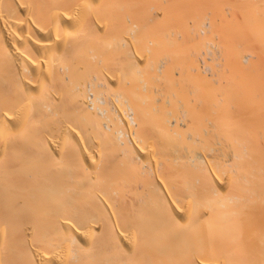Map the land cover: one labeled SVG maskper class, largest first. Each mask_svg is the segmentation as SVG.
Returning a JSON list of instances; mask_svg holds the SVG:
<instances>
[{
	"label": "bare ground",
	"instance_id": "1",
	"mask_svg": "<svg viewBox=\"0 0 264 264\" xmlns=\"http://www.w3.org/2000/svg\"><path fill=\"white\" fill-rule=\"evenodd\" d=\"M153 1L0 0V264H264V138L234 142L216 122L194 133L190 105L192 122L148 124L151 145L145 108L102 106L124 82L119 28L136 67L133 13L150 23Z\"/></svg>",
	"mask_w": 264,
	"mask_h": 264
},
{
	"label": "rangeland",
	"instance_id": "2",
	"mask_svg": "<svg viewBox=\"0 0 264 264\" xmlns=\"http://www.w3.org/2000/svg\"><path fill=\"white\" fill-rule=\"evenodd\" d=\"M155 1H157L158 4H160L159 2H161V6L163 4L162 8L164 7V9L162 10L160 7L161 9L160 11ZM186 1H188V4L193 2V5L192 4L188 5ZM194 1H196L197 4L200 6L197 5L198 7H196L195 5L196 2L194 3ZM153 2H154V5L157 6L156 8L158 10H156V8L152 9L151 13H152V16L154 17L151 22L149 21L150 23H147V24H145V22L143 23L141 19V15H143V13L141 10H137L139 14L142 13L140 15L136 13V11L133 13V16L135 18L137 17L136 18L137 20L139 19L138 22L139 21L141 22V23L139 22L137 27H135L136 29L135 31L136 39L135 40L136 41L134 42V46H135L134 49L136 50L135 53L137 54L136 55L137 56L136 67L127 68L124 66L125 59L127 56L126 55L127 48L123 45V43L126 41V37L128 36L127 34L128 30L125 29L124 26L119 28L120 29L119 35L121 38V40L119 41V52L121 55V60L123 62L122 63L123 65L121 67L122 69H119L118 74H119V77L124 82L121 83L119 87L114 89L113 94H111L113 98L109 99L110 102L106 103L105 105L102 104V106L106 108L110 107V109L111 107H116L117 109L122 111L123 109L127 107L128 104H131L132 102L134 106L138 104L137 107L141 106L145 108L146 115H147V122L148 121L149 122L148 123L146 122L147 125H145L144 128H145V131L150 136V137L147 136L148 137L147 141L149 143V138H150L151 145L153 142H155L151 139L154 137H157L159 133L155 135L154 133L156 130H152V129L154 128L156 129V127H154V124H153L152 126L150 125V127L147 128L148 124L154 123L155 121H157V118L159 119V117H162V116L164 118L170 117V119L173 118V116L174 118L175 117L177 118L178 116H182V118L178 117V120L180 119L186 120V118L184 117L187 116V119H189V121L191 120L190 122H192L194 119L192 120V118H190L191 115H189V113L190 114L192 113V110L190 109L191 112L189 110L190 105L191 107L195 105L194 107L195 109L192 108L193 109L192 115L194 118L196 117L195 118L196 120L193 121L194 124L193 123H192L193 125L191 124L193 129L191 128L190 131L196 129L194 130V133H198V130H201L199 129L200 127L204 129L203 131H206L205 128L206 129L208 128L210 130V127L212 126V125L210 126V124H213L216 122L215 124H220V126L218 125L220 129L219 131H222L224 128L229 129L228 132H230V135H231L230 138L231 140L233 139L234 142H236L238 139L235 137V134L236 136H240L239 139H244L247 136L249 139H252L251 141H253V139L256 140L257 138L258 140L260 139L258 142H261V140L264 138L263 137L264 136V115L263 113L261 114L262 111L258 113L257 110L256 112H254L255 110L253 111V109L257 107V105L258 107L264 106V98H263L264 97V54H263L264 53V3H263L264 0H245V1L243 0L241 2L235 1V0H190V1L189 0H162V1L154 0ZM237 2H240V3H237ZM245 2H247L248 6L246 5ZM194 5L196 9H194ZM188 7L189 8L191 7L192 9L191 8L189 9ZM158 12H161L162 15L160 13L158 14ZM177 14H180V15H177ZM165 18H167V20ZM161 19H164V20L161 21ZM206 23L210 26H206L205 25ZM205 26L208 28H206ZM202 30L204 31V33L202 32ZM105 54L108 55L107 51ZM257 55L258 57H256ZM245 60H248V61H245ZM251 65L254 67H251ZM205 70H207L208 72L207 71L205 72ZM212 73L214 75H212ZM196 79L200 81H197ZM122 87H125V88L122 89ZM198 90L200 91L199 93H197ZM215 90L216 91L218 90L217 91L218 94H222L220 95V98L224 94L226 97L229 98V99L227 98V101H226L223 96V101H221L222 104H220V101L217 100L219 102V104L217 103L219 106L217 105L215 107L218 109V111H213L211 108L212 103L214 102V105H215L217 101L211 100V98L209 99V97L207 96L209 91H211L210 93L212 92L214 93ZM221 90L230 91V92L233 91L232 93L236 91L239 94L240 92H242V95L244 91V97H245V94L246 96H248L247 92L250 94L248 97L250 96L254 97L253 94L254 95L256 94L257 97L256 98L254 97L253 99L250 98V102H251L250 103L248 102L249 100L248 97L246 98L243 97L246 100L244 99L242 100L240 99V97L242 98V96L239 95L240 97L237 98L236 97L237 93H235L236 96L235 95L232 96L231 99L233 100H230L229 94L231 93L228 92L229 94H227L228 95L227 96L225 92L221 93L220 92ZM193 91H196L197 93L195 96L197 97L202 96L200 97L201 100L192 102L194 100L192 99L190 92H193ZM200 93L201 95H198ZM217 93L215 94V96L217 95ZM116 94H118L119 101H116L115 99ZM204 94H205V98L203 97ZM214 94H213V97H214ZM167 97L170 99H168ZM233 97L235 98V100ZM202 98L205 100V102L204 100L202 101ZM216 98L217 97H214V99ZM171 99L173 103L172 102L168 103L171 101ZM191 99L192 101H190ZM239 99H240V102L242 101L241 105H240V102L238 104V102L236 101ZM179 100H181V104L183 103L182 105L179 103L180 102ZM230 101H233L235 104H230L231 103ZM243 102L245 103L247 102V104L244 103L245 104L244 105ZM197 103L200 104V107H199V104L197 105ZM248 103H249V106H247ZM252 103L255 105H253ZM157 104H159L158 107H156ZM161 104L165 109L162 107L161 108L159 107L161 106ZM203 104L206 106L205 108L202 107L204 106ZM229 104H230V108L232 107L231 110L233 109L234 111L229 110V106H228ZM250 104H252V107H254L253 109L251 108ZM166 105L167 106L169 105L168 107L170 108L168 109ZM243 105L245 106V109L243 108L244 107ZM227 106H228V109H227ZM186 107H189V108L187 109ZM219 107L221 110H219ZM222 107H223L224 112L220 113L222 112ZM149 108L152 110L149 111ZM171 108L174 110L172 111L175 113H173L172 111H169L171 110ZM184 108L188 110V113L186 112L185 115H184L185 111H183ZM262 108H263L262 110H264V107ZM165 110L166 112L167 111L169 113L171 112L170 113L171 115L169 116V113H167L168 116H164L166 115ZM237 110L241 112L238 113ZM155 111H158V112L155 113ZM160 111L162 113H160ZM198 111L200 112V114L198 113ZM203 111L205 112V114L202 113L203 114V117H202L201 112ZM242 111H245L247 112V114L248 113L249 114L248 115L242 114ZM251 111H252V114H251ZM212 112H214L215 114L216 113L217 114L220 113V114L217 115L218 117L216 115L213 117ZM208 113L210 114L212 113L211 116ZM253 113H255L256 115L253 116ZM196 114L201 115V116L198 115L200 117L199 118L200 120L197 119ZM205 115H208V116L206 117ZM99 117L101 119L105 118L104 116L102 117V115H100ZM99 117L97 116V118ZM251 118H255V119L252 120ZM211 119L212 121L213 120L215 121L211 123ZM250 121L252 122L249 124ZM244 122L246 124H244ZM195 123L198 125H195ZM203 123L206 126H210V127H206ZM247 124L250 125V127H248ZM240 125L242 126L238 128V126ZM233 128L235 129L233 130ZM247 129H249L248 132H247ZM255 129L260 130L261 134H258L259 131L257 130L256 132ZM243 130L244 132H242ZM149 131L150 132L154 131V133L153 134L151 133V134L152 136L153 135L155 136L152 137L151 134H149L150 133ZM201 133H198V134H201ZM203 133H206V132H203ZM239 133H241L242 136L243 135L245 136H243L242 138V136L239 135ZM213 134H215V132ZM178 135H181V136H178L177 138L176 137L177 135H175V137L177 138L176 141L180 137L179 142L181 143L186 142V141L189 142L186 139L187 133L185 134V131H180ZM233 137H235L236 140ZM207 138H210V140L207 139L206 141H209L212 145V143H214L213 141L214 137L208 136ZM206 143L207 142H205V144ZM154 145L156 144L154 143ZM182 145L185 146L184 143ZM195 146L196 144L193 147ZM205 146H206L205 150L208 152L211 146L209 145L210 146L209 147L207 144ZM202 150L205 151L204 148H202ZM231 151L233 152L234 149H231ZM257 251H255L254 254H253L254 250L252 253L250 251L249 252L250 254L255 255L256 253L258 254ZM251 257H254V256H251Z\"/></svg>",
	"mask_w": 264,
	"mask_h": 264
}]
</instances>
